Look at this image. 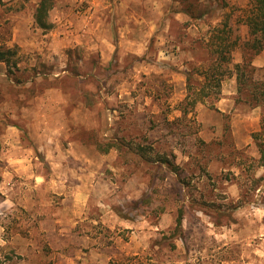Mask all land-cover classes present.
Instances as JSON below:
<instances>
[{
    "label": "rangeland",
    "instance_id": "obj_1",
    "mask_svg": "<svg viewBox=\"0 0 264 264\" xmlns=\"http://www.w3.org/2000/svg\"><path fill=\"white\" fill-rule=\"evenodd\" d=\"M39 1L0 0L15 51L0 62V264H264V108L238 103L230 72L220 96L176 109L212 27L247 40L249 0H198V20L181 0H120L128 20L57 0L48 31ZM252 64L264 80V50Z\"/></svg>",
    "mask_w": 264,
    "mask_h": 264
},
{
    "label": "trees",
    "instance_id": "obj_2",
    "mask_svg": "<svg viewBox=\"0 0 264 264\" xmlns=\"http://www.w3.org/2000/svg\"><path fill=\"white\" fill-rule=\"evenodd\" d=\"M56 1H39L33 16L34 23L38 28L46 31L52 29L53 25L49 16ZM181 2L180 9L174 7L173 11L175 13H184L194 20L205 16L206 12H202L198 0H181ZM249 2L250 9L244 19L248 27L247 40L240 45L239 40L233 38V30L229 22H222L220 25L212 27L209 31L210 36L202 41L207 51L208 59L202 67L197 68L195 71L198 79L194 77L195 72L189 69L184 70L188 94L176 108L183 117H188L191 113H194L197 106L206 103V98L210 97L212 93L220 96L224 77L230 72L237 79L238 103H244L253 108H264V80L256 79L258 69L252 64L254 56L264 50V0H249ZM239 48L244 52L243 60L241 63L234 64L233 68H231L233 53ZM14 55L15 51L12 49L0 50V62L10 63V57ZM109 148L103 151L100 145L97 146V150L104 152L103 154H107L106 152L109 151ZM258 148L264 157V146L258 144ZM163 163L170 165V161L167 159ZM122 218L130 220L126 216ZM183 219V213L180 211L175 232L182 231ZM130 259L127 258L126 260ZM126 260L120 261V264H128Z\"/></svg>",
    "mask_w": 264,
    "mask_h": 264
},
{
    "label": "crops",
    "instance_id": "obj_3",
    "mask_svg": "<svg viewBox=\"0 0 264 264\" xmlns=\"http://www.w3.org/2000/svg\"><path fill=\"white\" fill-rule=\"evenodd\" d=\"M131 1V2H130ZM105 3H107V5H106V7H110V11L108 12V16H106L105 14H102L103 15V19H105V20H107V18H111L112 20L113 19H116V20H120V18L121 19H126V20H128L129 18L127 17V16H121V14H120V0H116V1H114V3L115 4H118L119 5V8H117V7H115L114 9H112L111 8V3H113L111 0H106L105 1ZM132 4L133 2H132V0H124V4H126L127 6H126V8H128L129 7V4ZM125 8V9H126ZM95 9V8H94ZM96 10V9H95ZM96 12V11H95ZM121 13H124V12H121ZM127 14L130 16V17H134V13L133 12H127ZM177 14H180V13H177ZM97 20H99L100 22H102V20H101V18L100 17H97L96 18ZM80 21L81 22H83L82 21V19H80ZM76 22H77V20H76ZM84 23V22H83ZM126 30L125 29H122L121 27H120V30H119V32L121 33V35L123 36V34H122V32H125ZM88 37H89V34L87 35ZM83 37H85V34H83ZM131 40V43H132V47H131V49H130V51L133 53V54H140V53H142V51L141 50H139V48H137V46H135L136 45V43H137V41H135L132 37L130 38Z\"/></svg>",
    "mask_w": 264,
    "mask_h": 264
}]
</instances>
